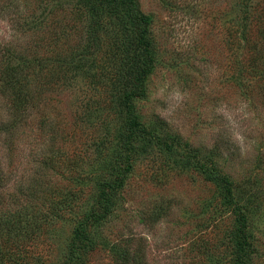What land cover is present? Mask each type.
Returning a JSON list of instances; mask_svg holds the SVG:
<instances>
[{
	"label": "rangeland",
	"instance_id": "374dc122",
	"mask_svg": "<svg viewBox=\"0 0 264 264\" xmlns=\"http://www.w3.org/2000/svg\"><path fill=\"white\" fill-rule=\"evenodd\" d=\"M236 1L139 0L152 18L155 62L146 96L136 98L131 110L153 134L135 150L124 185L109 213L92 225L90 250L77 264H121L127 246L141 248L146 264H232L236 214L202 168L209 152L217 153L220 167L244 186L243 197L255 201L248 212L254 247L248 263L264 264V50L256 30V56L233 43ZM257 1L264 2L250 3ZM52 3L54 12L47 14ZM85 15L76 0H0V48L28 32L33 47L53 48L43 53L46 68L60 67L62 61L54 59L58 50L86 43L80 29L88 21ZM104 33L101 57L86 60L91 68L80 75L73 70L65 81L55 70L60 86H46L27 122L12 136L0 135V159L16 173L3 196L20 183L27 187L41 172L51 175L59 190L83 191L46 235L52 245L40 243L31 252L43 255L44 264H61L76 220L90 210L89 198L110 178L122 116L118 70L111 65L119 46L113 33ZM103 64L111 65L105 74ZM94 73L96 81L89 78ZM5 108L0 100V114L7 118ZM162 137L170 142L165 145ZM50 154H57L58 161L61 154L67 157L57 173L40 164Z\"/></svg>",
	"mask_w": 264,
	"mask_h": 264
},
{
	"label": "trees",
	"instance_id": "16d2710c",
	"mask_svg": "<svg viewBox=\"0 0 264 264\" xmlns=\"http://www.w3.org/2000/svg\"><path fill=\"white\" fill-rule=\"evenodd\" d=\"M76 1L88 19L80 27L81 34L84 36L87 34L86 43L81 45L82 47L71 45L58 50L54 59L59 57L58 60L62 61V66L58 67L56 63L55 67L52 64L47 69L45 60H48V57H43V53L50 54L53 48L49 46L42 48V45L38 43L36 48L33 47L34 43L26 39L31 35L28 32L22 33L25 37H15L0 48V100L5 101L6 115H4L7 117L0 114V135L6 133L12 136L20 125L27 122L28 117L36 109L37 102L44 98L42 96L45 95L46 86L57 84L55 70L56 73L60 72L59 78L64 81L69 79L73 70H77L79 75L82 72L85 73L86 69L91 68L86 60L90 58L92 62H96L101 57L100 51L102 52L104 43H101V39L106 31L113 33L118 42V56L111 65L118 70L115 77L119 84L116 93L122 125L116 149L109 160L110 178L104 179L98 191L89 198L90 202L92 201L90 210L76 220L61 264H77L90 250L92 225L109 213L116 191L125 183L135 150L142 142H148L153 134V132L149 133L148 127L140 120V116L131 110L136 98L146 96V80L154 67L155 43L151 31V16L141 10L139 0ZM250 1H236L239 23L237 29L232 30L231 38L234 44L244 45L248 51L252 49L256 56V47L259 46V42L254 41V30L262 37L260 42L264 50V2L257 1L251 4ZM54 5L55 3L50 4L47 14H53ZM63 34L66 37L69 33ZM38 38L41 39L42 36ZM108 66L102 65L101 74H105ZM89 78L96 81L95 73ZM0 113L3 112L0 111ZM163 141L166 145L170 139L164 137ZM137 142L139 145L136 144ZM167 147L172 149L174 145L170 144ZM214 153L209 152L202 168L205 166V172L219 186L225 205L230 206L236 214L235 224L230 232V240L234 246L232 264H249L248 259L254 252V247L248 212L254 199L243 197L244 186L236 183L229 173L220 167L218 163L220 156L217 157V153ZM56 155L50 154L43 157L40 163L42 167L54 170L55 173L59 168L65 167L67 157L61 154L63 158L58 161L59 157L54 158ZM190 158L191 156L187 159L190 160ZM15 174L6 168L0 159V264H44L43 255L34 257L31 252L40 243L50 242L51 239L48 240L46 235L54 228L61 212L83 191L80 188L76 192L64 188L59 190V187L51 184L52 176L41 172L30 178L27 187L20 183L7 197L3 196L2 189L8 186ZM241 197L243 203L240 200ZM50 243L49 246L52 245ZM120 260L121 264H146L141 248L134 251L128 246L123 248ZM29 261L30 263H27Z\"/></svg>",
	"mask_w": 264,
	"mask_h": 264
}]
</instances>
